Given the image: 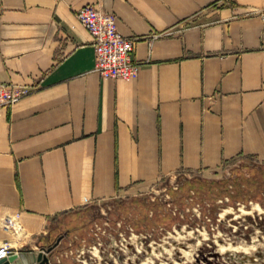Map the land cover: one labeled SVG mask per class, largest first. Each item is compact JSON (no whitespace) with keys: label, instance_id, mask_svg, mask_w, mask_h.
Listing matches in <instances>:
<instances>
[{"label":"crops","instance_id":"crops-1","mask_svg":"<svg viewBox=\"0 0 264 264\" xmlns=\"http://www.w3.org/2000/svg\"><path fill=\"white\" fill-rule=\"evenodd\" d=\"M88 4L140 37L135 78L92 69ZM0 83L30 90L0 109V243L38 252L95 202L264 159V0H0Z\"/></svg>","mask_w":264,"mask_h":264},{"label":"rangeland","instance_id":"rangeland-1","mask_svg":"<svg viewBox=\"0 0 264 264\" xmlns=\"http://www.w3.org/2000/svg\"><path fill=\"white\" fill-rule=\"evenodd\" d=\"M58 226L52 264H264V159L179 172Z\"/></svg>","mask_w":264,"mask_h":264},{"label":"built area","instance_id":"built-area-1","mask_svg":"<svg viewBox=\"0 0 264 264\" xmlns=\"http://www.w3.org/2000/svg\"><path fill=\"white\" fill-rule=\"evenodd\" d=\"M76 18L92 36L93 70L101 76L135 78L139 65L133 61L135 43L140 37L122 36L116 30L115 15L94 5L75 12ZM159 34H152V38ZM30 92L27 86L0 83V109L11 106ZM8 242L0 243V260L15 252Z\"/></svg>","mask_w":264,"mask_h":264},{"label":"water","instance_id":"water-1","mask_svg":"<svg viewBox=\"0 0 264 264\" xmlns=\"http://www.w3.org/2000/svg\"><path fill=\"white\" fill-rule=\"evenodd\" d=\"M61 239L58 237L55 243L49 247H40L38 252L32 249H22L11 252L8 257L0 260V264H52L51 254L52 248Z\"/></svg>","mask_w":264,"mask_h":264},{"label":"trees","instance_id":"trees-1","mask_svg":"<svg viewBox=\"0 0 264 264\" xmlns=\"http://www.w3.org/2000/svg\"><path fill=\"white\" fill-rule=\"evenodd\" d=\"M60 235H62V234H61V233L57 234V237L60 236ZM55 240H56V239L53 238L50 242L47 243L46 246H47V247L52 246V245L55 243ZM43 246H44V245H42L41 247H43Z\"/></svg>","mask_w":264,"mask_h":264}]
</instances>
